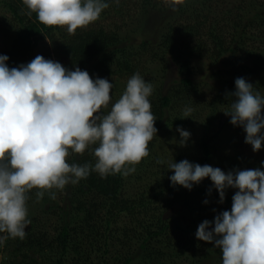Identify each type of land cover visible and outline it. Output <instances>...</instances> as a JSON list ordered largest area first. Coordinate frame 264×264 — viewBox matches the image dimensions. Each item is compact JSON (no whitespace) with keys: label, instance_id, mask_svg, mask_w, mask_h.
I'll return each mask as SVG.
<instances>
[{"label":"trees","instance_id":"1","mask_svg":"<svg viewBox=\"0 0 264 264\" xmlns=\"http://www.w3.org/2000/svg\"><path fill=\"white\" fill-rule=\"evenodd\" d=\"M1 2L8 15L0 18V33L6 41L0 45V55L9 57V68L31 62L39 51L45 59L60 62L69 70L79 67L104 78L130 79L136 73L144 77L141 58L146 53L151 54L150 62L162 64V72L167 71L169 64L175 67L178 78L168 87L161 83L149 97L158 131L165 124L170 125V120L176 123L186 120L184 109L196 105L202 111L209 109L205 126L213 136L218 135L211 128L213 115L217 106L230 110L233 99L230 93L235 91L237 78L246 79L254 86V92L264 96V3L259 0L231 5L219 0H197L192 6L182 2L178 12L183 14L184 21L178 17L167 21L157 47L145 40L132 43L118 30L98 24L78 28L74 34H69L61 26L42 24L36 13L26 15L22 0ZM184 13H187L186 17ZM203 59L220 67L210 75L219 88L215 85L214 96L208 101L196 98L199 82L195 70ZM235 129L229 139L232 148L228 153L219 156L208 138L202 137L196 145L199 153L189 162L203 166L217 160V167L225 173L256 168L264 171L261 163L264 161V144L254 152L251 145L245 143L244 129L240 126ZM157 133L148 143L149 151L154 147ZM98 146L99 142L90 144L78 156L68 155L66 162L94 166L93 152ZM143 159L129 177L121 173L101 177L93 171L87 178L77 184L68 183L62 190L40 189L49 192L46 195L50 201L51 193L55 197L59 193L64 203L61 206L64 219L55 235L43 241L42 236L31 229L23 240H5L0 244V252L4 246H11L13 254L22 252L23 260L30 258V264H41L39 259L47 251H57L62 257L71 252L75 256L73 264H170L175 258L168 256L167 250L171 247L175 253L174 250L181 246L180 241L188 238L190 243H182L186 247L180 248L181 254L194 248L199 252L205 250L202 252L204 260L195 259L193 255L188 264L202 261L204 264H222L220 249L213 243L198 240L195 233L204 220L212 221L219 213L230 211L235 193L227 189L224 202L220 203L219 193L212 185L208 187L200 182L191 190L179 185L173 187L169 179L173 171L166 181L157 177L146 180L147 171L144 170L150 166L143 169ZM34 190L39 189L29 190L26 196ZM205 200H208L207 204ZM171 209L179 215L176 220L169 215ZM180 218L184 219V224L178 222ZM176 231H179L180 241ZM94 240L101 247L87 250L84 246L94 245ZM162 242H168L170 247H164ZM56 264H62L61 259Z\"/></svg>","mask_w":264,"mask_h":264},{"label":"clouds","instance_id":"2","mask_svg":"<svg viewBox=\"0 0 264 264\" xmlns=\"http://www.w3.org/2000/svg\"><path fill=\"white\" fill-rule=\"evenodd\" d=\"M163 2L176 10L183 0ZM22 3L26 15L36 13L39 22L47 26H66L69 34L96 21L109 7L107 0ZM8 60L7 55H0V234H7L0 235V244L8 238H25L30 223L26 219L29 190H62L93 171L101 177L134 173L135 167L127 165H135L149 155L148 143L158 131L149 100L153 86L139 73L127 81L110 112L101 116L99 110L108 106L113 88L107 79L93 80L86 70H69L41 55L12 68ZM253 89L246 79L237 78L235 91L230 93V110L224 113L230 116L231 124L244 129L245 143L256 152L264 144V96ZM191 112L186 107L184 118H190ZM176 131L181 137L179 144L185 146L190 132L181 127ZM97 142L94 166L66 162L69 149L83 153ZM261 163L264 166V161ZM167 167L174 172L169 177L173 187L191 190L210 178L220 203L227 189H236L231 210L219 213L212 221L204 220L195 236L220 249L222 264H264V171L256 168L225 173L218 167L201 166L187 159L168 162ZM36 195L41 199L44 191Z\"/></svg>","mask_w":264,"mask_h":264},{"label":"rangeland","instance_id":"3","mask_svg":"<svg viewBox=\"0 0 264 264\" xmlns=\"http://www.w3.org/2000/svg\"><path fill=\"white\" fill-rule=\"evenodd\" d=\"M195 1L197 0H183L184 3L187 2V4L191 6ZM219 1H221L223 4L229 3L230 5L238 4L240 2L242 4L254 2V0ZM259 1L264 3V0ZM107 2L109 3V7L112 6L113 8L108 7L104 9L99 18L87 26L98 24L104 26L106 29L118 30L121 36L128 37L129 40L131 39L130 41L132 43L145 40L147 43L157 47V43H159L160 37L162 36V33H164L163 30H166L167 21H173L175 17L182 18L181 22L184 21L183 14L178 12L180 4L175 6L176 10H173L171 7L167 6L163 0H149L148 2H145L144 0H119V3H115L114 0H107ZM155 3H158V5L152 7V5ZM147 4L149 5L147 6ZM7 15L8 11L0 0V18H5ZM186 16L187 13H184V17ZM87 26L82 28H86ZM61 28L62 30L67 29L66 26H61ZM46 42L49 43L47 39ZM4 43H6V41L2 39V33H0V45ZM37 53L38 55H41L42 52L39 51ZM150 55L151 54L146 53L145 56L141 58V65L145 71L143 78L146 80V82H150L152 84L153 90L156 89V87H159L161 83H166L168 87L175 79L178 78L175 67L169 64L167 71L162 72V64L150 62L148 60ZM196 66L197 69L195 70V78L199 82L197 93L199 98H196L199 100L201 99L208 101L211 99V96H214L215 85L217 88H219V85L216 84L210 77L212 71L215 68H218L219 64L214 66L212 63H209L207 60L203 59L200 60ZM89 75L93 80L99 77L107 79L110 83H113V88L110 90L109 104L107 107L102 106L98 113L101 116L107 115L110 112L112 105L122 96L129 79H121L116 77L104 78L91 73H89ZM199 103L200 106L201 102ZM217 107L218 110L215 111V114L213 115V123H210L213 125L211 128H214L218 135L214 134L213 136L212 132H208L209 127L206 128L205 126V118L209 112V109L202 111L196 105L194 107H190L192 109L190 118L177 123L176 121L170 120L168 121V124L170 125L165 124L159 129L155 143L153 145L154 147L149 151V155L143 159L142 168L145 169L144 166L146 165L147 167L150 166V168L144 170L147 171L146 175L144 176L146 180L157 177L163 179V181H166L165 179L169 177L171 171L167 167L168 162L174 161L178 163L180 159H187L188 161L193 160L199 153L197 150L198 146L196 145H198V142L202 137L208 138L219 156H223L230 151L232 146L228 143H230L229 139L232 137V132L236 130V126L230 123V116L224 113L227 112L225 106ZM178 127L189 131L191 134L185 146H181L179 144L181 137L179 132L176 131ZM78 154L79 153H75L69 149V155L78 156ZM158 160L164 161V163H157ZM217 162V160L211 161L208 163V165L215 168L218 166ZM137 165L138 163L135 165H127V167H135L136 172ZM127 176L129 177V175ZM146 180L143 182V184L146 183ZM201 182L205 186L208 185V187L212 185L210 178H205ZM130 185H132V183ZM229 189V192L233 194L237 191L236 189ZM38 191L44 190H34V192L26 196V219L30 221V223L28 224V227H26L25 231L28 232L32 229V231H35L38 235L42 236L44 241L45 239H52L57 231V228H59L61 225L62 220L64 219L63 209L61 206L64 203L61 201V198H59V193H57L56 197L52 198L51 201L48 200V196L46 195L49 192H44L43 198L38 199L36 195ZM43 199H46L47 202H45ZM174 210L175 209H171V211L169 210V215L171 218L174 217L175 219L176 217L178 218L179 215L175 214ZM178 222L184 224V219L180 218V221ZM175 234L179 237L180 241L179 231H176ZM180 242L181 246L174 250L175 253L173 252V248L169 246L168 242L160 243L163 244L164 247H170V249L167 250L168 256L175 258L174 262L170 261V264H188L190 257L193 255L195 259L199 258L204 260L202 258L203 251H195V248L193 251L189 249L188 253L181 254L183 251L180 250V248L186 247L185 245L183 247L182 243L189 244L190 242L188 238H183V240ZM98 244L99 242L94 240V245H86L84 247L87 250L94 247H101ZM11 248V246L10 248L4 246V248L1 250L0 264H18L20 262L21 264H30V258L23 260L24 254L21 252V254L15 255L13 254ZM46 254L41 255L39 259L41 264H56L59 259H61L62 264H73L75 258L74 254L71 252L70 254H66V256L64 255L63 257L60 256V253L57 251L55 253L53 251L52 253L47 251ZM204 262L205 261H202L200 264H204ZM167 264H169V262Z\"/></svg>","mask_w":264,"mask_h":264}]
</instances>
